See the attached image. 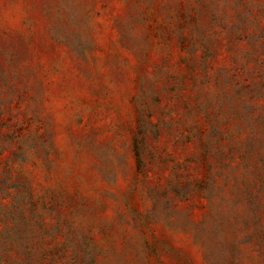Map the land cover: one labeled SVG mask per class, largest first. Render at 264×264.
<instances>
[{
	"label": "rangeland",
	"instance_id": "rangeland-1",
	"mask_svg": "<svg viewBox=\"0 0 264 264\" xmlns=\"http://www.w3.org/2000/svg\"><path fill=\"white\" fill-rule=\"evenodd\" d=\"M0 264H264V0H0Z\"/></svg>",
	"mask_w": 264,
	"mask_h": 264
}]
</instances>
